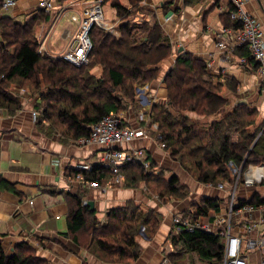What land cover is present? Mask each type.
Instances as JSON below:
<instances>
[{
	"label": "trees",
	"instance_id": "obj_1",
	"mask_svg": "<svg viewBox=\"0 0 264 264\" xmlns=\"http://www.w3.org/2000/svg\"><path fill=\"white\" fill-rule=\"evenodd\" d=\"M131 1L137 3L140 0ZM112 7L121 20L126 19L128 12L117 0ZM231 11L232 7L224 16V25L239 29V24L230 18ZM48 19L44 14L24 23L9 17L0 18V109L8 116L20 111L17 96L10 92L14 90L10 85L17 82V89L28 91L37 102L44 104L36 122L38 131L47 132V135L57 133L64 143L87 137L91 126L105 116L124 112L128 104L134 103L136 89L155 80L159 64L170 55L168 38L157 22L144 23L138 28L126 23L119 28L118 40L92 29L89 64L75 67L37 54L33 30L36 22ZM234 52L251 60L245 46L237 47ZM95 66L102 67L100 79L91 74ZM163 82L167 89V106L151 107V123L156 125L159 143L164 144L171 158L198 183L217 187L225 178L231 182L228 163L241 166V172L248 166L264 164V122L250 133L249 128L256 120L255 111L241 105L226 113L228 102L220 96L222 84L208 78L203 62L184 53L166 73ZM188 112L201 117H223L204 128L186 118ZM45 123L50 126L45 127ZM55 123L65 129L56 128ZM56 129L59 133L54 132ZM260 132L259 140L253 145ZM119 172L125 177L126 186L143 183L147 191L160 199H185L188 196V190L176 177L166 180L162 175L146 174L138 164H126ZM78 173L97 185L112 178L110 170L104 168L88 173L71 171L70 175ZM4 186L9 189L8 185ZM258 186L264 187V180ZM66 202L69 238L75 243H79V238L88 240L89 245L96 246L97 251L111 262L136 260L140 254L136 244L140 229H144L147 238H152L160 225L157 213L152 210L142 212L133 204L111 210L106 223L101 225L94 212L82 205L80 194L66 196ZM245 204L264 205V200L256 195L249 202L239 201V207ZM210 212H219L218 200L205 199L199 206L194 205L191 211L183 213L182 218L195 222ZM169 243L180 249L164 253L168 264H178L187 254H195L207 264H222L221 240L214 234L200 230L178 235L172 232ZM0 264L48 263L36 257L25 243L17 245L14 253L6 256L0 242Z\"/></svg>",
	"mask_w": 264,
	"mask_h": 264
},
{
	"label": "crops",
	"instance_id": "obj_2",
	"mask_svg": "<svg viewBox=\"0 0 264 264\" xmlns=\"http://www.w3.org/2000/svg\"><path fill=\"white\" fill-rule=\"evenodd\" d=\"M3 0H0V4ZM14 7L0 11V18L31 19L38 11L39 0H15ZM105 17L116 23H148L157 22L170 44V55L158 66V75L147 88L139 89L140 96H135L134 103L128 104L129 109L120 115L124 123L132 129L145 132L143 137L134 139L129 144L115 145L120 150H143L154 166L164 172L166 180L176 177L181 186L188 190L185 199L164 198L159 200L145 190L143 183L136 186L112 184L108 181L98 184L97 188L90 187L70 175L71 171H80V167L88 166L90 171L96 168L109 169L105 160L106 147L103 145L75 146L72 142L64 143L60 135L40 132L32 116L34 106L29 102L31 95L24 91L21 96V109L14 116H8L0 109V242L6 256H11L17 245L27 244L33 249L35 256L48 264H161L165 246H169V236L173 232V218L181 216L192 207L199 206L205 200H218L219 212H210L199 221L209 224L211 234L221 240L222 250L224 237L220 236V228L214 226L217 218L226 215L229 208L228 188L219 189L207 184L194 181L177 161L172 160L166 150H163L156 140V125L146 124L139 120L138 114H147L153 105L167 104V89L163 82L166 73L171 69L177 58L187 53L206 66L208 78L214 83H221L220 96L228 102L226 113L231 112L237 100L246 102L244 106L255 111L257 116L253 133L264 122V93L260 89V79L256 68L250 61L246 67L239 64L243 58L235 52L228 53L216 46L217 35L225 27L224 16L231 7L229 0H117L128 12L126 19L117 16L113 6L114 0H101ZM96 0H54L59 8L69 6L80 7L83 12ZM135 6H138L135 8ZM141 9L135 16L131 13ZM244 12L254 16L264 35V0H247L243 5ZM68 16L72 14L67 13ZM66 14V15H67ZM65 15V16H66ZM55 17V14L53 15ZM64 16V17H65ZM64 19V18H63ZM62 19V20H63ZM46 23V36L52 27L53 18ZM61 20V21H62ZM74 23L62 21L53 33L51 44L54 53L62 51L66 40L64 35L73 31ZM114 27V26H112ZM118 28H120L118 26ZM117 28V29H118ZM116 29V31H117ZM49 33V34H50ZM119 34V33H118ZM264 40V38H263ZM36 43L43 39L37 38ZM50 40H48L49 43ZM45 44V43H44ZM49 45V44H45ZM56 51V52H55ZM102 67L96 66L91 74L96 79L102 75ZM233 88L235 89L233 91ZM36 100V99H35ZM194 121H203L192 113ZM186 116V115H185ZM223 115L212 116L208 124L221 119ZM262 125V124H261ZM148 131V132H147ZM261 133V132H260ZM70 172V173H69ZM80 174V173H78ZM264 180V164L250 166L243 176V185L235 191L238 201L249 202L256 195L264 200V187L258 184ZM8 185L9 189L4 188ZM80 194L82 205L94 212L101 225L111 210L123 209L133 204L142 212L154 211L160 217L157 233L147 238L144 233L136 237L140 254L134 261L116 262L107 260L89 245L87 240L79 238L75 243L67 234L68 205L66 196ZM93 204V210L88 206ZM254 229L251 237L264 234V215L259 212L252 214ZM241 215L232 218L234 233L241 234L243 225ZM168 253L172 252L170 250ZM264 254L250 252L248 264H259Z\"/></svg>",
	"mask_w": 264,
	"mask_h": 264
},
{
	"label": "built area",
	"instance_id": "obj_3",
	"mask_svg": "<svg viewBox=\"0 0 264 264\" xmlns=\"http://www.w3.org/2000/svg\"><path fill=\"white\" fill-rule=\"evenodd\" d=\"M101 0H96L83 12L74 4L68 8H61L60 17L63 18L67 13L71 16V24L74 23L73 31H68L64 36L66 40L64 48L59 53H54L49 45L42 44L40 54L50 59H58L75 67L86 66L89 64V54L92 50L90 40V32L92 29L98 28L108 33H115L113 27L109 23L103 22V16L100 9ZM247 0H229L232 7L230 18L237 24L239 29L224 28L221 34L217 35L216 46L219 49H225L228 53L240 46H245L249 51L250 58H239V64L244 67L250 64V61L256 68V73L260 79V89L264 92V35L260 28L258 20L244 12L243 5ZM15 0H3L0 4V11L14 7ZM54 0H39L38 10L50 13L55 9ZM116 34V33H115ZM140 91L139 89H137ZM35 115V114H34ZM33 115V116H34ZM140 118L143 114H139ZM34 118H36L34 116ZM144 132L140 129H132L124 123V119L120 115L109 114L105 116L97 124L91 126L87 137L73 141L75 146H86L92 143H99L106 147L105 160L108 162L109 170L114 175V183L122 185L125 178L119 172V169L126 164H138L144 172L152 175H159V170L152 166V162L146 156L143 150H120L115 145L128 144L134 139L144 136ZM82 172H90L88 166L80 167ZM76 179L85 184L82 174H77ZM90 187H98L95 182H88ZM217 188H228L230 191V201L228 212L222 218H217L214 225L223 224L220 230V236L224 237L223 244V260L222 264H248V255L250 252L264 254V234L257 237H251L253 231L252 214L259 212L264 215V205L253 206L250 204L239 207V202L234 199L235 188L228 183L218 185ZM235 215H241L243 218L242 233H234L233 221ZM143 230V229H142ZM196 230L211 233L209 224L199 221L189 222L183 220L181 216L173 218V233L178 235L182 232L192 233ZM245 247V250H243ZM169 246H165L166 250ZM161 264H168L167 258H163ZM259 264H264V259L260 258Z\"/></svg>",
	"mask_w": 264,
	"mask_h": 264
},
{
	"label": "rangeland",
	"instance_id": "obj_4",
	"mask_svg": "<svg viewBox=\"0 0 264 264\" xmlns=\"http://www.w3.org/2000/svg\"><path fill=\"white\" fill-rule=\"evenodd\" d=\"M98 1V0H97ZM101 2V6H100V9H101V12H102V16H103V22L104 23H109V25H111V26H114L113 27V30L115 31V33H108V32H106V31H104V30H101V29H98V28H95V30H100V31H103L104 32V34H106V35H110L111 37H113L114 39H116V40H118L119 38H120V30H119V28H118V26L120 27V26H122L123 25V23H117V22H119V21H117L116 23H114V22H112V21H110L108 18H106L105 17V14H104V6H102V1H100ZM79 9H80V7H78ZM60 12H61V9L59 8V6H56L55 7V9H53L50 13H45L44 11H37V13L34 15V16H37L38 18L40 17V15L41 14H44V15H48V18H53L54 20H52L53 22H52V27H51V29L50 30H53V28H54V31L59 27V24H61V22L62 21H66V20H68L70 23H71V15H70V17L68 16V14L65 16V17H63V18H61L60 17ZM138 12H141L142 14H144L142 11H141V9H137L135 12H133V13H131V15H130V17H132V16H135ZM55 14V17L53 16ZM69 14H71V13H69ZM73 15V14H72ZM14 19V18H13ZM63 19V20H62ZM14 20H16V21H18V22H22V23H24V22H26V21H29L30 19H14ZM62 20V21H61ZM49 20H47V22H48ZM47 22H43V21H41V22H36V26H35V28H34V39H35V42H37L36 41V39L37 38H40V39H43L44 38V41L42 42V44H49V46H50V48H51V50L54 52V47H53V45L51 44V39H52V35H53V33H50V30L48 31V33H47V36H46V29H48L47 28V25H46V23ZM142 24H144V23H131V22H129V26H136L137 28L140 26V25H142ZM118 28V29H117ZM116 29H117V31H116ZM50 33V34H49ZM119 33V34H118ZM48 40H50L49 41V43H48ZM42 44H38V43H36V47H37V49H36V52H37V54L38 55H40V56H42L41 54H40V48H41V46H42ZM40 51V52H39ZM56 52V51H55ZM57 52H60V51H57ZM234 52V51H233ZM239 61V60H238ZM96 67V66H95ZM101 77H102V75H101ZM16 83L17 82H15V83H13V84H11L10 86V88H12V89H14V90H10V92L12 93V94H14V96H17V99H18V101L20 102L21 101V96H22V94L24 93V91L25 90H19V89H17V85H16ZM147 85L148 84H146V85H144V86H141V87H139V88H137V89H144V88H147ZM136 89V91H135V96H140V94H141V91H138ZM42 90H44L43 88H42ZM28 92V91H27ZM264 93V92H263ZM30 94V93H29ZM30 103H31V101L33 102L34 101V103H32L33 104V106L35 107L34 108V111L31 113L32 114V116L34 115L36 118H34V116H33V118H34V122L36 123L37 122V119L40 117V113H41V111L44 109V104L43 103H39V102H37L35 99V97H30ZM166 101H167V96H166ZM21 105V104H20ZM164 106H167V104H165ZM38 107V108H37ZM128 109H129V105H127L126 107H125V111L124 112H122V114L123 113H125V112H127L128 111ZM18 113V112H17ZM16 113V114H17ZM171 113L173 114V111H171ZM192 113L193 112H188V113H185V115H186V118H188L190 121H192V122H195V123H199V125L201 126V127H207V126H209V124H208V119L209 118H211V117H202L203 119V121H205V122H201V121H194L192 118H193V115H192ZM15 114V115H16ZM121 113H119V115H120ZM174 116H176L175 114H173ZM195 115L197 116V117H199L200 118V116H198L196 113H195ZM121 116V115H120ZM256 116H257V114H256ZM138 119L139 120H145L146 121V124H148V125H150V124H152L151 123V118H150V111L149 112H147V114H144V116L143 117H141L140 118V116H139V114H138ZM263 123V122H262ZM261 123V124H262ZM57 126H56V128H58V129H60V128H62V129H65V127L64 126H61V125H59V124H57V123H55ZM260 124V125H261ZM260 125L258 126V127H260ZM45 127H49L50 125L48 124V123H45V125H44ZM252 127H250L249 128V132H250V129H251ZM58 129H56V130H54V132H58L59 133V130ZM148 132V131H147ZM145 133V132H144ZM59 135V134H58ZM260 135H261V133H258L257 135H256V137H255V140H254V143H253V145L259 140V138H260ZM60 139H62L61 138V136H60ZM156 140H157V142L159 143V136L158 137H156ZM236 141V139L234 138V142ZM129 144V143H128ZM91 145H100L99 143H96V144H94V143H92ZM159 145L161 146V148L163 149V150H166L165 149V146H164V144H161V143H159ZM253 145H252V147H253ZM79 147H82V146H79ZM140 150V149H139ZM167 151V150H166ZM167 153L169 154V152L167 151ZM171 157V156H170ZM172 160H174V158H172ZM174 161H176V160H174ZM153 166V165H152ZM228 166H229V172H230V179L232 180L231 182H228V179H224V183H228L229 185H231L233 188H235V191L237 190V188H239L240 186H242L243 185V176H244V174L248 171V169H249V167L250 166H248L245 170H243V172H241L242 171V169H241V166L240 167H237L236 165H234L233 163H228ZM153 167H156V166H153ZM157 168V167H156ZM158 170H159V175H162L163 177H165L164 175V172L163 171H161V169L160 168H158ZM189 175V174H188ZM190 176V175H189ZM124 177V176H123ZM194 181H196L192 176H190ZM125 178V177H124ZM197 182V181H196ZM114 183V175H112V178L110 179V180H108V184L109 185H112ZM223 183V184H224ZM114 184H116V183H114ZM117 185H119V184H117ZM144 185V184H143ZM121 187H126V185H125V182H124V184H122V186ZM93 188H97V187H93ZM145 190H146V188H145ZM147 191V190H146ZM153 197L154 198H156V199H159L160 201L161 200H163V198L162 199H160L159 197H158V195H153ZM234 199L235 200H237L238 201V199H236V197H235V193H234ZM229 201H230V196L228 197V203H229ZM239 202V201H238ZM246 205V204H245ZM215 227H216V229L217 228H220V229H222L223 228V224H221V225H214ZM211 228V227H210ZM143 228H141L140 229V232L139 233H143V231H144V229L142 230ZM87 235H88V237L90 238L91 236L89 235V233H87ZM139 235V234H138ZM138 237V236H137ZM87 243H88V240H87ZM170 246V250H172V252L171 253H174V252H176L177 250H179L180 249V247L179 246H177V247H174V246H172L171 244L169 245ZM96 247V246H95ZM243 250H245V247H243ZM166 251H168V250H166ZM166 251H162V253H168V252H166ZM164 258H166V256L164 255ZM178 264H207V263H205L204 261H202V260H200L199 259V257H197V255H195V254H187V255H185L184 257H182V259L178 262Z\"/></svg>",
	"mask_w": 264,
	"mask_h": 264
},
{
	"label": "water",
	"instance_id": "obj_5",
	"mask_svg": "<svg viewBox=\"0 0 264 264\" xmlns=\"http://www.w3.org/2000/svg\"><path fill=\"white\" fill-rule=\"evenodd\" d=\"M244 104H246V102L243 101V100H237L235 102V106H237V105H244ZM88 206L90 207L91 210H93V204L92 203H89Z\"/></svg>",
	"mask_w": 264,
	"mask_h": 264
}]
</instances>
